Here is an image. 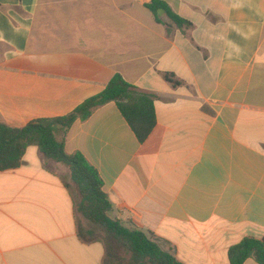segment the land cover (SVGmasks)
<instances>
[{"label": "crops", "instance_id": "crops-1", "mask_svg": "<svg viewBox=\"0 0 264 264\" xmlns=\"http://www.w3.org/2000/svg\"><path fill=\"white\" fill-rule=\"evenodd\" d=\"M150 1L0 0V123L68 115L116 74L153 94L144 143L111 102L65 150L97 169L113 218L183 264H230V247L264 239V0H163L186 29ZM56 164L30 146L0 171V264H104Z\"/></svg>", "mask_w": 264, "mask_h": 264}, {"label": "trees", "instance_id": "trees-1", "mask_svg": "<svg viewBox=\"0 0 264 264\" xmlns=\"http://www.w3.org/2000/svg\"><path fill=\"white\" fill-rule=\"evenodd\" d=\"M146 7L159 23H165L160 17L164 14L180 29L192 26L163 0H151ZM166 79L174 85L180 84L169 75ZM154 98L153 94L116 74L101 93L87 99L68 115L32 120L21 128L0 123V171L19 168L30 146H37L44 159L66 167L79 197L76 210L95 227L92 231L80 227V237L86 242L104 243V264H183L162 247L151 231L113 218V206L103 190L104 183L97 169L81 153L68 154L65 150L70 127L76 121L88 120L95 110L111 102L117 104L139 142L144 143L157 123ZM118 246L130 256L129 261L121 257ZM248 259L264 264V239L246 237L229 248L230 264H245Z\"/></svg>", "mask_w": 264, "mask_h": 264}, {"label": "rangeland", "instance_id": "rangeland-1", "mask_svg": "<svg viewBox=\"0 0 264 264\" xmlns=\"http://www.w3.org/2000/svg\"><path fill=\"white\" fill-rule=\"evenodd\" d=\"M56 169L58 170V173L62 176V178L64 179V181L66 183H69L71 185V189H72V192L74 193L75 197H76V200H78V196L77 194L75 193V190H74V186L71 182V179H70V174L68 172V169L66 167H64L63 165L61 164H56ZM101 234V232H100ZM103 235V234H102ZM118 252L119 254L121 255V257H123L124 259L128 260L130 259V256L124 251L123 248H121L120 246H118Z\"/></svg>", "mask_w": 264, "mask_h": 264}]
</instances>
